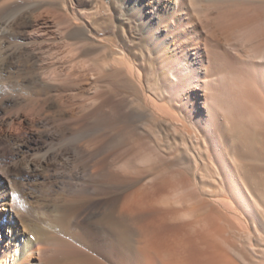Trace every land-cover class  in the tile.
Here are the masks:
<instances>
[{"label":"bare ground","instance_id":"6f19581e","mask_svg":"<svg viewBox=\"0 0 264 264\" xmlns=\"http://www.w3.org/2000/svg\"><path fill=\"white\" fill-rule=\"evenodd\" d=\"M260 1L0 0V136L31 113L59 145L101 130L131 143L74 186L105 178L109 194L117 179L127 195L55 200L47 224L2 217L0 264H237L240 243L264 254V47L230 51L214 30ZM158 133L180 144L171 157L144 141Z\"/></svg>","mask_w":264,"mask_h":264},{"label":"rangeland","instance_id":"374dc122","mask_svg":"<svg viewBox=\"0 0 264 264\" xmlns=\"http://www.w3.org/2000/svg\"><path fill=\"white\" fill-rule=\"evenodd\" d=\"M262 1L263 0L258 2V4H253L251 9L257 7V10L255 9V11L251 9H244V12L241 11V13L239 12V14L237 13L235 16L227 14L230 15L229 17L226 15L228 18L226 16L224 17V13L215 20L214 30L220 34L217 35L221 37L219 38L222 42L223 40L228 39V50H241L240 54H243L247 47L248 49L250 48V50L255 49L256 47L260 49L262 44L261 48L264 47V3H262ZM253 12L256 13L252 14ZM226 13L228 12L226 11ZM208 17L211 18L212 15H208ZM222 17L224 19H229L230 22L226 21V19V22L223 21L224 19H221ZM219 23H221V25ZM221 32H224V35L223 33L221 34ZM223 37H226L227 39H223ZM244 44L247 47H244ZM35 45L38 46L39 44L36 43ZM241 47H244V51L240 49ZM238 65L239 64H235V67H238ZM257 83L261 95L262 88L259 84L260 82L257 81ZM65 93L72 94L73 92L66 91ZM21 94L20 96H25V94ZM31 98L44 99L45 96L31 95ZM259 102L263 105L261 101ZM16 109V107H13V110H10V113H14ZM8 112L9 110L7 108L3 109L2 112L0 110V120L6 119V114H8ZM29 114L30 115L27 114L26 116L33 121L30 126L26 123H22L25 126L22 127L17 121L15 131L5 134L4 136H0V190H3L4 192L3 200L0 202V219L3 217L4 222L10 221L19 228H22L21 225L23 222L31 224L32 221L35 222L39 220L41 223L47 224V204L52 205L57 201L59 204H65L66 202L65 205H71L75 202V204L81 205L89 200L91 201L108 196L121 198L130 192L128 187H126L128 184L127 181L120 182L117 179L115 180L112 178L115 181L110 179L111 185L114 186L110 190L109 194H107L106 190L100 187L101 184L105 183V178H99L95 179V183L93 182V185H96L93 189L92 187H89L85 190L86 193H74V186H80L83 183V174L87 176V174H89V172L93 169L92 166L95 163H98L103 159L106 161H111L112 159L118 161V158L121 156L123 157H121L122 159H125V151H127L131 146L130 142H127L126 144L123 143L125 141L124 139L121 140L122 138L119 137L120 135L111 136L113 132L109 130L90 131L87 132L88 135L73 143L71 147H74L77 144L83 145L91 140H99V138V142L103 139H105V141L103 140V143L101 142L96 146L84 149L83 154L77 158L74 157L75 154L73 155V153H71L72 149L71 147H67V143L61 144L62 146L59 145L57 135H55L54 130L51 129L53 124L52 121H48L49 123H47V117L44 118L42 116L41 120H43V122L34 124L35 120L33 117L35 115L31 113ZM150 121L151 118L146 117L144 122L140 121L136 124L132 123L131 127H137L136 132L141 133L142 129L147 126ZM50 123L52 124L50 125ZM47 131H49V133H47ZM119 141L120 143H118ZM144 141L152 143L157 142L159 145L165 144V147H161L164 157H171V155L175 154V151L180 145L179 143L172 145L171 143H174L173 138L161 133L147 137ZM65 144L66 146H64ZM169 144L172 146L168 147ZM51 146H53V148ZM74 159L76 160L74 161ZM143 166L144 165H141L142 170ZM141 169L136 171V173H140V171L143 172ZM172 169L181 171L180 168L176 166ZM134 173V171L129 172L126 176L130 177L126 178L128 180L134 178L135 175H137ZM84 181L87 182L86 180ZM68 185L71 187L69 186L68 188ZM175 207L180 209L178 206ZM162 208L167 207L162 206ZM240 244V252L243 250L241 253L244 255L242 254L241 256L240 252L239 255L244 257L241 258L239 256L237 264H244L245 262V264H247V262H250L249 264H264V254H259V252L257 255V252L255 254L254 252L249 251L248 245L243 247L245 244ZM246 249H248V251Z\"/></svg>","mask_w":264,"mask_h":264}]
</instances>
